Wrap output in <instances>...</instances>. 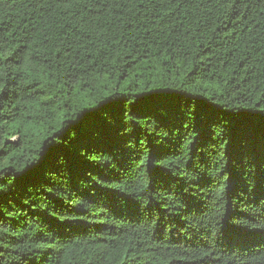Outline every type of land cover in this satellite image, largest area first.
I'll list each match as a JSON object with an SVG mask.
<instances>
[{
  "label": "trees",
  "instance_id": "16d2710c",
  "mask_svg": "<svg viewBox=\"0 0 264 264\" xmlns=\"http://www.w3.org/2000/svg\"><path fill=\"white\" fill-rule=\"evenodd\" d=\"M0 264H264V0H0Z\"/></svg>",
  "mask_w": 264,
  "mask_h": 264
}]
</instances>
